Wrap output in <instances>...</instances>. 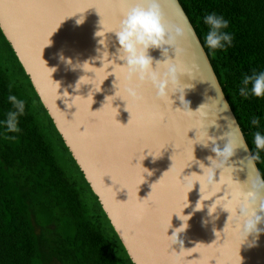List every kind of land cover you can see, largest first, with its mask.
Masks as SVG:
<instances>
[{
  "label": "water",
  "instance_id": "1",
  "mask_svg": "<svg viewBox=\"0 0 264 264\" xmlns=\"http://www.w3.org/2000/svg\"><path fill=\"white\" fill-rule=\"evenodd\" d=\"M157 2L165 23L184 32L176 55L167 47L186 84L171 90L188 87L189 104L175 94L174 103L158 99L150 84L141 86L143 102L123 100L119 65L125 62L113 31L129 10L150 0H0V31L133 264H174L173 251L180 248L171 247L167 234L183 224L176 215L182 213L191 216L180 234L189 249L183 264H264V232L242 243L238 210L258 167L179 1ZM150 55L168 59L159 49ZM166 68L162 63L158 71ZM212 137L221 149L227 139L237 149L222 169L221 184L210 187L201 178L200 191L196 175L190 182L185 177L204 174L195 160L211 166ZM201 198L204 207L196 211ZM253 207L258 210L259 203Z\"/></svg>",
  "mask_w": 264,
  "mask_h": 264
},
{
  "label": "trees",
  "instance_id": "2",
  "mask_svg": "<svg viewBox=\"0 0 264 264\" xmlns=\"http://www.w3.org/2000/svg\"><path fill=\"white\" fill-rule=\"evenodd\" d=\"M178 1L264 179L253 135L264 134V97L239 95L244 76L264 71V0ZM213 12L229 21L227 50L205 44L204 17ZM0 42V264H133L1 31ZM9 94L25 101L14 134L3 124Z\"/></svg>",
  "mask_w": 264,
  "mask_h": 264
},
{
  "label": "clouds",
  "instance_id": "3",
  "mask_svg": "<svg viewBox=\"0 0 264 264\" xmlns=\"http://www.w3.org/2000/svg\"><path fill=\"white\" fill-rule=\"evenodd\" d=\"M81 23H83V18L77 21V24ZM204 23L207 24L210 29L204 37L205 44L210 50H227V47L232 45L234 36L230 32L223 31L224 29L229 28V21L222 15H218L214 12L207 14L204 17ZM113 32L120 45L117 50L119 53V59L125 62L123 65H119V67L124 73V79L126 81L124 91L128 99L123 100L127 102V105L129 100L133 103L143 102L144 97L140 89L142 85L148 84L156 90L157 98L162 101L172 100L170 97L175 94L183 105L187 102L185 100V89L188 87H183L182 91L171 90L172 88H180L182 85L186 84L181 83V70L178 65L171 63L174 59L169 55L170 50L169 47H167L171 46L176 55V45L179 40L183 39L184 32L179 28L172 29L165 23L164 16L157 0H150L147 7L142 5L133 7L127 12L126 18L121 22L119 30ZM153 49L161 50L162 54L167 56L168 59L163 61L154 60L150 55V50ZM68 63L71 64V61L69 60ZM162 63L167 65L166 70L163 72L158 71V68ZM154 64L156 65L155 68L153 67ZM250 84L252 87L249 90L248 86ZM76 87H78V84ZM250 92L255 97H264V71H261L258 74L253 73L250 76H244L242 86L239 87V95L248 98ZM7 100L12 105L13 110L7 112L6 120L3 121L5 131L6 133H19L20 128L18 127V118L25 114V101L18 99L16 95L12 94L7 96ZM187 103L189 104V102ZM126 110L128 111V108ZM251 124L253 126H258L260 120L253 117ZM253 135L256 148L264 150V134L260 131H256ZM5 139L16 140L17 137L15 135H6ZM221 139H223V137H221ZM209 140L216 145L211 148V151L215 153V158H213V156L207 157L211 166H205L203 162L195 160V162L199 164V167L203 169L204 174L199 175L194 172L190 176L185 177L186 180L190 182L191 177L196 175L198 178L196 179L195 184L197 181L200 183V191L203 187L201 178L206 177L207 183L210 187L221 184L223 179L222 169L225 166L230 167L229 162L235 155L237 149L230 139H227L223 149H221L220 145L216 143L215 138L212 137ZM204 146L207 147L208 143L204 144ZM242 147L247 150L246 144H243ZM253 158L254 157H251L250 159ZM217 170H220L219 181H217L216 178ZM148 174L151 175L150 172ZM249 180L251 190L244 192L243 198L238 203L239 213L243 217L242 231L245 234L242 243L246 242L249 236H254L258 240L260 234L264 232V229L259 227V225L264 224V179H262L259 172H257V174L254 177L249 178ZM249 200L251 201V204L248 203ZM201 201L202 198L196 204V211L203 209L204 206L201 208ZM215 203L209 207V215L215 213L213 211ZM257 203H259L258 210L253 207V205H256ZM226 211L230 212L232 215V211ZM176 215L183 221V224L176 228L172 235L167 234V237L171 243V247L173 245H178L180 248L178 253L173 251L176 257L174 264H183L184 254L189 249L184 247V240L180 238V234L187 230L188 221L191 219V216L184 215L183 213L182 215Z\"/></svg>",
  "mask_w": 264,
  "mask_h": 264
},
{
  "label": "rangeland",
  "instance_id": "4",
  "mask_svg": "<svg viewBox=\"0 0 264 264\" xmlns=\"http://www.w3.org/2000/svg\"><path fill=\"white\" fill-rule=\"evenodd\" d=\"M0 52H2L1 53V57L5 58V54H4L5 53V49L3 48V46H1V42H0Z\"/></svg>",
  "mask_w": 264,
  "mask_h": 264
},
{
  "label": "snow or ice",
  "instance_id": "5",
  "mask_svg": "<svg viewBox=\"0 0 264 264\" xmlns=\"http://www.w3.org/2000/svg\"><path fill=\"white\" fill-rule=\"evenodd\" d=\"M95 8V7H94ZM138 83V82H137Z\"/></svg>",
  "mask_w": 264,
  "mask_h": 264
}]
</instances>
